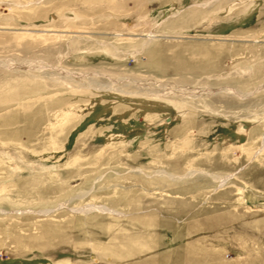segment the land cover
Wrapping results in <instances>:
<instances>
[{
	"label": "rangeland",
	"instance_id": "374dc122",
	"mask_svg": "<svg viewBox=\"0 0 264 264\" xmlns=\"http://www.w3.org/2000/svg\"><path fill=\"white\" fill-rule=\"evenodd\" d=\"M0 264H264V0H0Z\"/></svg>",
	"mask_w": 264,
	"mask_h": 264
},
{
	"label": "bare ground",
	"instance_id": "6f19581e",
	"mask_svg": "<svg viewBox=\"0 0 264 264\" xmlns=\"http://www.w3.org/2000/svg\"><path fill=\"white\" fill-rule=\"evenodd\" d=\"M214 178H216V177H214ZM222 179V178H221ZM226 180V179H225ZM225 180H224V182H225Z\"/></svg>",
	"mask_w": 264,
	"mask_h": 264
}]
</instances>
